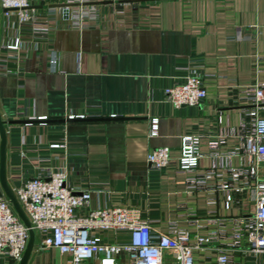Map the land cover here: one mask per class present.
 <instances>
[{
  "label": "crops",
  "instance_id": "1",
  "mask_svg": "<svg viewBox=\"0 0 264 264\" xmlns=\"http://www.w3.org/2000/svg\"><path fill=\"white\" fill-rule=\"evenodd\" d=\"M62 2L32 0L40 21L54 14L58 22L53 44L45 43L41 33L34 38L29 30L22 31L15 19L8 24L0 9V61L6 54L11 59L27 56L21 63L22 76L7 75L0 62V111L6 120L23 121L6 125L11 187L15 191L47 167L65 166L76 184L86 173L98 184H108L105 191L93 192L90 208L126 202L139 207L144 217L156 219L154 228L163 233L176 225L205 235L225 220L231 235L229 218L255 209L247 188L227 209L223 190H196L187 184L189 177L211 165L209 156L200 159L195 171L170 168L158 173L149 169L147 155L153 148L168 146L177 159L181 136L190 131L206 135L200 150L207 153L208 135L239 124L242 107L236 99L245 95L247 86L264 83V0H133L118 5L128 10L124 13H115L113 2L106 0L98 3L101 23L87 27L70 26L59 14L57 4ZM21 33L30 42L19 51H7L5 46ZM50 45L59 55L56 71L49 62ZM184 57L203 65L197 68L206 75L208 95L199 106L175 108L164 89L188 64ZM87 106L101 107L100 115L67 120V113ZM218 115L224 117L222 123ZM151 117H159L155 137L150 136ZM223 137L220 148L230 151L238 137ZM63 141L67 151L48 147ZM240 162L234 158L235 165ZM218 171L227 176V171ZM243 181L242 177L238 183ZM215 183L214 178L209 184ZM38 239L36 234L27 264H71L57 248H41ZM231 242L220 238L196 252L197 263L212 264L218 247L229 248ZM229 250L234 264H264L263 256L240 247Z\"/></svg>",
  "mask_w": 264,
  "mask_h": 264
},
{
  "label": "built area",
  "instance_id": "2",
  "mask_svg": "<svg viewBox=\"0 0 264 264\" xmlns=\"http://www.w3.org/2000/svg\"><path fill=\"white\" fill-rule=\"evenodd\" d=\"M61 1L67 4L60 6L59 14L70 26H98L104 18L98 3L106 0ZM111 1L115 13L128 12L127 9H119L118 5L124 7L129 0ZM0 9L8 24L15 19L22 31L29 30L34 38L41 33L45 43H54L58 31V22L52 19L54 14L46 15L40 21L32 0H0ZM21 34L5 46L7 51H19L23 43L30 42L24 33ZM48 47L51 69L56 71L59 55L53 45ZM26 57H15V60L6 54L0 62L7 75L22 76L25 72L21 63ZM184 58L188 64L178 69L182 71L181 75L164 89L166 99L175 108L199 106L208 95L206 75L197 68L203 65L190 62L189 57ZM256 71H260L257 62ZM236 102L242 107L239 124L226 127L225 132L221 130L216 135H208L207 153L200 150L201 139L206 135L190 131L181 136V155L177 159L172 158L168 146L153 148L147 155L149 169L158 173L170 168L195 171L200 159L209 156L211 165L189 177L187 184L196 190H223L227 209L232 208L236 195L247 188L255 209L250 215L229 218L233 224L231 235L225 229V220H219V226L205 235L192 234L176 225L163 233L154 228L156 219L144 217L139 207L126 202L90 208L93 192L105 191L108 184H98L90 173L79 175V183L76 184L71 180L69 170L58 166L38 171L15 190L35 235H38L40 247L57 248L69 257L71 264H198L196 252L225 238L232 241L229 248L240 247L253 256L264 257V83L247 86L245 95L238 97ZM100 110L101 107L87 106L67 113L66 118L87 119L99 116ZM37 118L44 121L48 116ZM223 120L224 117L218 115V122ZM224 133L238 137L234 147L227 152L220 148L225 142ZM158 134L159 117H151L150 136ZM48 147L51 150L69 149L66 141L51 142ZM235 157L240 158L239 165L234 164ZM220 169L227 171V176L220 173ZM242 177L243 183H238ZM214 178L216 183L209 184ZM29 237V227L5 192L0 193V261L19 264ZM229 248L218 247L212 264H234Z\"/></svg>",
  "mask_w": 264,
  "mask_h": 264
},
{
  "label": "water",
  "instance_id": "3",
  "mask_svg": "<svg viewBox=\"0 0 264 264\" xmlns=\"http://www.w3.org/2000/svg\"><path fill=\"white\" fill-rule=\"evenodd\" d=\"M133 1V0H129ZM137 1V0H136ZM138 1H144V0H138ZM67 3H61L57 4L58 6H64ZM23 122L21 120H6L3 118L2 113L0 111V182L2 185V188L5 192V194L10 199L12 205L14 206L15 210L19 214V216L22 218V220L25 222V224L29 227L30 237L29 241L26 247V250L24 252V255L19 262V264H27L30 255L32 253V250L35 246V231L32 228L31 222L29 218L27 217L26 213L24 212L17 196L14 191V189L11 187L8 177H7V140H8V133H7V124H15Z\"/></svg>",
  "mask_w": 264,
  "mask_h": 264
}]
</instances>
